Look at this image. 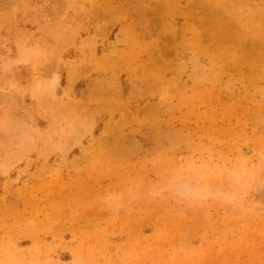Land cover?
<instances>
[{
    "label": "rangeland",
    "instance_id": "1",
    "mask_svg": "<svg viewBox=\"0 0 264 264\" xmlns=\"http://www.w3.org/2000/svg\"><path fill=\"white\" fill-rule=\"evenodd\" d=\"M0 264H264V0H0Z\"/></svg>",
    "mask_w": 264,
    "mask_h": 264
}]
</instances>
